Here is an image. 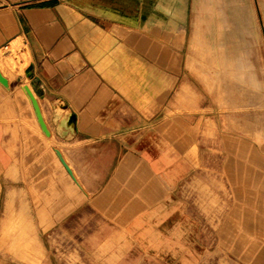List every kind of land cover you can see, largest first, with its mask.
Masks as SVG:
<instances>
[{
	"label": "crops",
	"instance_id": "crops-1",
	"mask_svg": "<svg viewBox=\"0 0 264 264\" xmlns=\"http://www.w3.org/2000/svg\"><path fill=\"white\" fill-rule=\"evenodd\" d=\"M188 15L189 0H0V218L15 178L29 185L36 175L40 198L53 175L48 227L70 260L88 264L94 244L117 243L124 264H203L225 245L236 264H264V175L246 172L261 169L244 141L233 145L242 199L232 204L251 195L242 210L252 218L207 222L186 194L205 161L199 130L170 117Z\"/></svg>",
	"mask_w": 264,
	"mask_h": 264
},
{
	"label": "rangeland",
	"instance_id": "rangeland-1",
	"mask_svg": "<svg viewBox=\"0 0 264 264\" xmlns=\"http://www.w3.org/2000/svg\"><path fill=\"white\" fill-rule=\"evenodd\" d=\"M181 57L170 117H187L199 130L198 140L205 151V161L191 174L199 176L188 183L187 197L192 206L201 207L207 222L252 218V211L242 210L253 205L251 195L243 196L242 208L232 204L234 197H242L236 196L230 178L231 156L234 142L244 141L249 164L262 170L246 172L264 175V0H189ZM49 145L52 142L47 141ZM52 167L47 164L48 170ZM35 176L30 175L29 185L15 178L11 187L8 210L0 218L1 262L84 264L54 251L48 227L54 214L53 175H45L46 191L40 198ZM260 184L256 198L258 208L264 209V181ZM39 220L47 221V227L39 228ZM224 246L207 253L203 264H236ZM117 250V243L94 244V259L88 264H124ZM126 264L149 262L132 259Z\"/></svg>",
	"mask_w": 264,
	"mask_h": 264
},
{
	"label": "water",
	"instance_id": "water-1",
	"mask_svg": "<svg viewBox=\"0 0 264 264\" xmlns=\"http://www.w3.org/2000/svg\"><path fill=\"white\" fill-rule=\"evenodd\" d=\"M0 82H1L2 84H4L5 86L8 85V81H7V79L4 78V77L2 76L1 73H0ZM24 89H25V91H26V93H27V95H28V97H29V99H30V101H31V104H32V106H33V108H34V111H35L36 118H37V120H38V123H39V125H40V127H41L43 133H44L47 137H49V136H50V132H49V130H48V128H47V125H46V123H45V121H44V119H43V116H42V114H41L40 107H39V104H38V101H37L35 95L33 94L32 90L30 89L29 86H25ZM58 155H59V157H60L62 163L64 164V166L67 168L68 171H70L68 165L64 162V160L61 158V156H60L59 153H58Z\"/></svg>",
	"mask_w": 264,
	"mask_h": 264
},
{
	"label": "bare ground",
	"instance_id": "bare-ground-1",
	"mask_svg": "<svg viewBox=\"0 0 264 264\" xmlns=\"http://www.w3.org/2000/svg\"><path fill=\"white\" fill-rule=\"evenodd\" d=\"M16 48V46L14 47V49Z\"/></svg>",
	"mask_w": 264,
	"mask_h": 264
}]
</instances>
